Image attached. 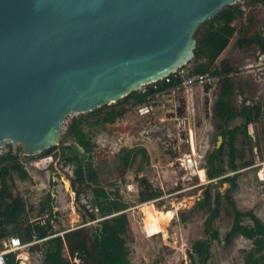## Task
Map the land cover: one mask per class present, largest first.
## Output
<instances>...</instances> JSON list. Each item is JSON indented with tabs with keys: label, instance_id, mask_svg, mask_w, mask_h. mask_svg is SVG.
I'll list each match as a JSON object with an SVG mask.
<instances>
[{
	"label": "rangeland",
	"instance_id": "1",
	"mask_svg": "<svg viewBox=\"0 0 264 264\" xmlns=\"http://www.w3.org/2000/svg\"><path fill=\"white\" fill-rule=\"evenodd\" d=\"M237 4L243 10V15L231 22L234 28L238 29L241 24H245L251 32L264 33V3L258 0H239ZM236 36L235 34L230 39L228 48L217 60L220 62L225 59L231 67L229 77L232 82V104L235 113L244 103L264 102V58L259 57L260 53L254 45L237 47L234 44ZM220 87L221 81L207 88L189 91L191 93L188 98L187 116L189 126L194 132L198 159L206 160L210 152L222 147L221 155L214 162L218 160L228 169V143L219 131L238 126L242 119L235 115L225 122L214 116L213 103ZM136 91L140 92V89ZM182 97L183 93H179L172 101H166L168 97L161 99L159 104L160 106L164 104L165 107L155 108L156 112L148 117L138 115L134 107H129L122 117L110 124L100 122L96 114L89 116L76 134L81 143L80 150L83 153L92 152L94 162L98 167L101 166L99 178L101 185L109 192L118 191L122 201L127 204V208L123 210L128 219L127 230L124 234L121 229L120 232L130 264H189L188 251L191 250L193 242L207 236L204 231V219L217 193L222 201L219 216L214 222L215 228L219 231V239L211 243L209 263L243 264L244 254L252 247L251 241L240 235L229 245H225L223 240L231 223L228 207L223 198L225 190L229 187L228 182L220 181L219 178L223 177L221 176L206 183L209 179L206 173L207 164L205 170L199 172L201 180L198 175L190 176L182 169H177L175 164H169V157L162 150L160 141L156 137L147 139L143 135L150 118L158 120L166 113H171L174 110L172 105L178 107ZM72 116L66 118L60 138ZM164 121L173 136L178 137L185 133L179 129L175 119ZM219 136L222 140L217 147ZM9 147L13 149L11 144L6 143L0 148V154L8 151ZM233 147L237 165L235 172L238 173L237 187L228 194L240 210L252 209L264 221V110L256 122L247 126L246 134L242 130L235 133ZM142 149L148 154L147 162L142 158ZM19 150L20 147L17 145L15 153H18L28 177L22 180L16 174H11V178L8 177V184L12 193L24 200L28 217L40 220L47 216L43 204L49 194L51 198L49 203L53 206L54 213L51 222L58 234L63 235L66 231L82 226L88 229L95 227L97 221L103 217L96 214V218L90 220L89 214L93 209L92 191L76 182L74 186L72 185L75 174L72 166L67 167L64 164L61 146L51 153L43 151L42 155H39L40 153L23 155ZM109 161L113 173L110 171L105 174L108 168L106 163L109 164ZM246 162L252 164L245 165ZM233 173L228 169L224 176ZM142 174L155 179L162 193H165V199L153 202L139 200L141 188L138 177ZM198 182L204 183L192 187ZM182 186L188 189L173 194ZM76 188H79L78 195ZM198 202H202V205H198ZM168 210L173 214L170 219L164 221L163 230L152 232L149 222L158 223L159 212ZM117 214L110 215L117 220ZM245 222L248 220L245 219ZM69 247L64 246V255L70 262H76ZM22 252L17 251L16 257ZM32 262L36 263L35 258L29 256L25 264Z\"/></svg>",
	"mask_w": 264,
	"mask_h": 264
},
{
	"label": "water",
	"instance_id": "2",
	"mask_svg": "<svg viewBox=\"0 0 264 264\" xmlns=\"http://www.w3.org/2000/svg\"><path fill=\"white\" fill-rule=\"evenodd\" d=\"M238 1L0 0V148L39 154L68 116L164 79L192 59L199 25Z\"/></svg>",
	"mask_w": 264,
	"mask_h": 264
},
{
	"label": "trees",
	"instance_id": "3",
	"mask_svg": "<svg viewBox=\"0 0 264 264\" xmlns=\"http://www.w3.org/2000/svg\"><path fill=\"white\" fill-rule=\"evenodd\" d=\"M258 1L264 3V0ZM242 15L243 10L235 3L225 6L212 18L199 25L194 34L196 40L194 55L183 66L191 74L205 71L223 73L220 91L213 103V114L216 118L225 122L231 120L235 115L242 119L238 126L232 129H220L219 131V134L227 140L229 149L228 169L234 173L224 176L228 169L218 160L214 162L221 155L222 147L207 155L206 173L208 178L223 176L219 180L229 184L223 198L228 207L227 212L231 217V223L224 234V244L229 245L236 236L240 235L252 243V247L243 256V264H264V221L252 209L240 210L228 194L237 187L238 173L235 172L237 165L234 160V135L238 130H242L246 134L247 126L256 122L264 110V102L244 103L235 113L232 104V82L230 77L227 76L231 71V67L225 59L217 62L220 54L229 45L230 39L235 34L237 36L234 44L237 47L254 45L259 53L264 54L263 32H251L245 24H241L238 29H235L231 24L236 17ZM168 79L169 81L162 79L154 83L156 89H152L151 85H146L144 87L145 92L134 91L116 103L102 105L92 111L73 115L66 125L58 144L44 151L51 153L61 146L64 164L67 167L68 165L72 166L75 174L72 185L74 186L76 182L78 185L91 189L93 209L90 211L89 218L94 220L96 214L103 217L91 229L82 226L75 230L66 231L63 235L58 234L51 222L54 213L53 206L49 203V194L43 204V209L47 210V216L40 220L30 219L27 215L24 200L19 195H14L8 184V177L11 178V174H16L19 179L25 180L28 177V172L23 168L18 153H15L11 147L5 153L0 154V250L3 248V240L16 234L22 243L44 239L42 242L31 244L27 248L32 259L37 252H40V264H130L120 232L121 229L124 234L127 230L128 219L125 211H123L127 208V204L122 201L118 191L109 192L101 185L99 182L101 166L98 167L94 162L92 152H81V143L76 134L82 125L87 122L89 116L96 114L100 122L114 123L128 111L129 107L135 108L137 105L146 102L148 100L147 96H154L156 92L161 91L168 92L179 82L180 78L172 73L168 76ZM164 152L168 157L169 155L172 156L171 151L166 150ZM141 153L144 162H147L148 154L146 150L142 149ZM106 164L108 168L105 174L110 173V171L113 173L111 162L109 161L110 166L108 163ZM251 164L250 162L245 163V165ZM154 181L155 179L148 177L146 174L138 177V184L141 188L139 200L141 202L153 201L162 195V190L158 183ZM77 192H79V188H76V195H78ZM221 203V197L217 193L204 219V231L207 236L193 242L191 250L188 251L189 264H210L211 243L213 240L219 239V231L215 228L214 222L219 216ZM198 205H202V202H198ZM94 210L96 211L94 212ZM147 212L149 215L150 206H148ZM111 213H118L116 215L117 220L111 216L107 217ZM245 219L248 222H245ZM144 227L147 229L145 221ZM149 227L151 231L153 230L152 232L163 230L160 229L158 223L154 222H149ZM65 245L71 246L69 248H71L73 257L77 260L76 262H70L64 255ZM5 258L6 264H21L20 260L16 258V252H8ZM31 264H34V262Z\"/></svg>",
	"mask_w": 264,
	"mask_h": 264
},
{
	"label": "built area",
	"instance_id": "4",
	"mask_svg": "<svg viewBox=\"0 0 264 264\" xmlns=\"http://www.w3.org/2000/svg\"><path fill=\"white\" fill-rule=\"evenodd\" d=\"M260 58H264V54L259 55ZM172 73L176 74L180 79L179 82L171 88L168 92L161 91L156 92L154 96H147V101L141 103L135 107L136 113L140 116H151L154 112H156L157 107L164 108V104L160 106L159 101L168 97L166 101H172L173 97L177 94L185 91L188 88H207L211 85H215L217 82L221 81L223 78V73H213L211 71H205L201 73H188L187 69L184 66H180L175 69ZM171 73V74H172ZM231 73H228L227 76H230ZM169 76V75H168ZM168 76L164 78L165 81H169ZM162 80V79H161ZM157 82V81H156ZM156 82H152L147 85H151L152 89H156ZM146 85H143L140 88V91L145 92ZM172 108L174 110L170 113H166L163 118L161 119H152L150 118L143 135L147 139L154 138L158 139L161 143L162 149L164 151H171V155H169V164L176 165L177 169H182L184 172H187L190 176L198 175L200 177V171L205 170L206 167V160L200 161L197 155V145L195 143L194 132L193 129L189 126V120L186 115H181L179 113L178 107L173 104ZM175 119L179 129L183 130L185 133L178 137L172 135V131L166 125V119ZM202 165V166H201ZM218 179V178H217ZM215 178L207 179L206 183L212 182L217 180ZM204 182H198L197 184L193 185L192 187H196L202 185ZM181 184V183H180ZM182 185V184H181ZM178 186V185H177ZM190 188V187H189ZM188 188L180 187L177 191L173 194H178L185 191ZM170 195V194H169ZM165 193H162L160 197L153 201H159L165 199ZM152 201V202H153ZM47 215V214H46ZM111 216V215H108ZM107 216V217H108ZM44 239H37L33 240L28 243H22L19 236L13 234L11 236L6 237L3 240V248L0 250V264H6L5 255L8 252H17L19 250L25 249L31 244L42 242ZM20 260V263H23L20 257H16ZM36 264L39 263L40 252H37L34 255Z\"/></svg>",
	"mask_w": 264,
	"mask_h": 264
},
{
	"label": "crops",
	"instance_id": "5",
	"mask_svg": "<svg viewBox=\"0 0 264 264\" xmlns=\"http://www.w3.org/2000/svg\"><path fill=\"white\" fill-rule=\"evenodd\" d=\"M264 34V33H263ZM228 48V46L224 49V51L220 54V56H219V58H221L222 56H223V54H224V52H225V50ZM218 58V59H219ZM217 59V60H218ZM214 87V86H213ZM192 89L193 90H195V88L194 87H192V88H188V89H186L185 91H183V92H181V93H183V97L181 98V104L180 105H178V110H179V113L181 114V115H186L187 116V114H188V106H187V104H188V98L190 97V93L192 92ZM189 91H191L190 93H189ZM181 110H182V112H181ZM188 117V116H187ZM188 119H189V117H188ZM29 247V246H28ZM27 247V248H28ZM27 248H25V249H22V253H20L19 255H18V257H20V259H21V261L23 262V263H21V264H25V261L26 260H28L29 259V252H28V250H27ZM20 251V250H19Z\"/></svg>",
	"mask_w": 264,
	"mask_h": 264
},
{
	"label": "bare ground",
	"instance_id": "6",
	"mask_svg": "<svg viewBox=\"0 0 264 264\" xmlns=\"http://www.w3.org/2000/svg\"><path fill=\"white\" fill-rule=\"evenodd\" d=\"M175 213V212H174ZM172 211L171 210H168V211H160L159 212V221H158V224H159V227L161 229H163V223L164 221H166L167 219H170L172 217ZM165 226V225H164ZM144 229L146 230V227H144Z\"/></svg>",
	"mask_w": 264,
	"mask_h": 264
}]
</instances>
